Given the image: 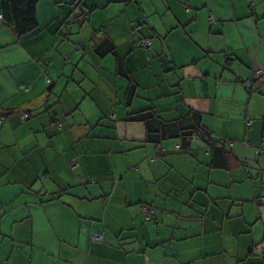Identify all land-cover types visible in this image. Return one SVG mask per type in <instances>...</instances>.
Segmentation results:
<instances>
[{"label": "crops", "instance_id": "0c3cea01", "mask_svg": "<svg viewBox=\"0 0 264 264\" xmlns=\"http://www.w3.org/2000/svg\"><path fill=\"white\" fill-rule=\"evenodd\" d=\"M35 17L22 37L0 20V264H264V0ZM144 112L175 137L146 141ZM194 122L224 167L176 135Z\"/></svg>", "mask_w": 264, "mask_h": 264}, {"label": "trees", "instance_id": "16d2710c", "mask_svg": "<svg viewBox=\"0 0 264 264\" xmlns=\"http://www.w3.org/2000/svg\"><path fill=\"white\" fill-rule=\"evenodd\" d=\"M38 0H0V20L3 25L11 28L17 37L25 36L31 33L37 27L35 17V9ZM84 17V15H82ZM144 126L150 128L152 124L159 122L153 120L152 113L144 112L139 115ZM173 124H161L156 130L146 129V141L158 143L165 138L175 137L170 133ZM200 135H199V134ZM178 137L190 138L192 136L200 138L210 149L211 164L215 167L225 166V157L227 155L222 143L217 145L208 139V133L201 130L199 124L194 122L192 126L187 128H179L177 131Z\"/></svg>", "mask_w": 264, "mask_h": 264}, {"label": "built area", "instance_id": "2783aa9c", "mask_svg": "<svg viewBox=\"0 0 264 264\" xmlns=\"http://www.w3.org/2000/svg\"><path fill=\"white\" fill-rule=\"evenodd\" d=\"M141 47L143 49L145 48H148L150 46V42L149 40H143L141 43H140ZM263 75H264V72H263ZM263 75L260 73V75L258 76V78L262 79L263 78ZM246 86L247 87H250L251 86V81L249 82H246ZM20 118L21 120H25L28 118V115L27 114H21L20 115ZM3 118L0 119V123L2 122ZM222 143V141H219ZM178 147V146H177ZM77 166V162L74 160L72 161L70 164H69V168L71 170H73L75 167ZM259 203H263L264 202V199L263 198H260L258 200ZM141 212H142V215H143V218H144V221L147 222L151 219V216L153 215V210L151 207L147 206V205H144L141 207ZM102 240V234L100 233H97L95 235L92 236V241L94 242H100Z\"/></svg>", "mask_w": 264, "mask_h": 264}, {"label": "rangeland", "instance_id": "374dc122", "mask_svg": "<svg viewBox=\"0 0 264 264\" xmlns=\"http://www.w3.org/2000/svg\"><path fill=\"white\" fill-rule=\"evenodd\" d=\"M244 81V80H243ZM261 238H262V235H261ZM263 239V238H262Z\"/></svg>", "mask_w": 264, "mask_h": 264}]
</instances>
